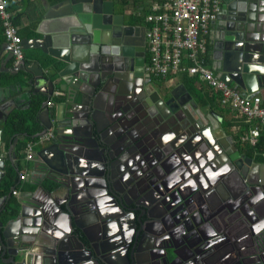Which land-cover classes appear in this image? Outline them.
<instances>
[{"label": "water", "instance_id": "water-1", "mask_svg": "<svg viewBox=\"0 0 264 264\" xmlns=\"http://www.w3.org/2000/svg\"><path fill=\"white\" fill-rule=\"evenodd\" d=\"M45 9L41 23L48 21L50 27L47 31L39 29L43 37L36 46L56 58L46 60L47 70L40 60L31 62L25 57L15 65L8 43L0 52V55L7 52L2 66L9 73L7 84L1 87V100L24 101L27 109L34 99L40 100L36 119L27 118L24 124L38 122L41 127L32 136L27 131L11 133L17 126L14 123L8 129L9 118L20 112L18 107H12L0 118L3 123L0 182L5 175V157L14 162L16 171L20 169L19 141L32 137L36 146L33 158L26 163V182L31 189L22 190L14 199L12 192L16 186H13L1 198L4 204L0 207V264H115L113 256L117 248L111 241L124 227L125 217L107 214L97 192L93 193L98 185L95 181L103 175L98 170L103 153L107 149L105 153L112 157L111 150L119 145L127 157L137 149L141 160L151 161L153 167L166 171L170 159L168 146L173 141L163 126L173 116L178 118L179 107L196 108L199 98L184 85L168 82L162 91L156 88V97L149 102V108L154 111L145 116L135 115L132 102L137 97L135 89L125 91L123 83L118 82L110 91L107 87L110 74L105 73L104 64L105 46L111 39H120L122 53L133 56L125 51L130 45L126 38L132 36L135 27L128 22L125 7L119 12L112 0H63L52 6L47 4ZM211 22L219 29L210 64L217 77L247 93L254 91L252 85L264 87V0H224L221 11ZM202 112L204 109H197L216 143L225 147L223 129L210 119L218 113L212 110L204 116ZM170 130L173 138L178 137L173 127ZM229 138L234 143V138ZM191 140H181L179 147H186ZM245 161L248 171L241 172L250 186V209L260 215L264 204V161L257 162L253 157ZM242 162L235 163L238 169L242 168ZM253 172L257 176L255 181L250 180ZM45 179L50 181L47 186ZM165 184L161 178L164 191L174 190L171 200L174 195L181 199L191 195L182 194L184 184ZM254 186H258L262 192L259 196L263 197L258 198ZM205 200H209L207 195L203 197ZM195 204L200 207L199 201ZM195 209L193 206L190 220L197 225ZM237 210L243 209L237 207ZM146 224L140 221L142 229ZM134 264H156V261L135 259ZM158 264H173V261L162 257Z\"/></svg>", "mask_w": 264, "mask_h": 264}, {"label": "flooded vegetation", "instance_id": "flooded-vegetation-1", "mask_svg": "<svg viewBox=\"0 0 264 264\" xmlns=\"http://www.w3.org/2000/svg\"><path fill=\"white\" fill-rule=\"evenodd\" d=\"M144 15L131 14L133 20L127 17L135 27L132 36L126 38L130 45L125 51L133 56L122 53V41L116 38L105 46L107 56L104 61L105 73L110 74L109 90L113 91L118 82L123 83L125 91L135 89L137 97L132 101L135 104L133 113L142 116L154 111L149 108V102L156 97V88L160 92L167 83L146 70L148 50ZM208 105L198 101L196 108L192 105L179 107L178 118L173 116L164 124L163 129L173 141L168 146L170 159L166 171L153 167L151 161L141 160L137 149L126 157L122 147L115 145L111 150L112 157L105 153L107 149L103 156L98 154V157L102 156L98 170H102L103 175L95 181L98 185L93 188V193L97 192L107 214L125 217L124 227L111 241L117 248L113 256L115 264H134L135 259L141 262L150 258L158 264L162 257L169 258L173 264H264V204L260 215L250 209V186L246 185L247 178L241 172L248 171L246 158L253 157L258 162V155L246 152L244 144L238 140V129L232 131L227 125L231 118L217 107L219 113L210 119L223 129L222 139L227 145L221 147L216 143L206 121L197 114V109H204L203 115H209L212 110ZM171 127L179 133L178 137L173 138ZM229 137L234 138V143ZM185 138L192 140L186 147H179ZM24 141H19L17 147L20 167L33 158H26L25 148H21ZM7 159L9 157L4 158L5 175L0 182V207L4 204L1 198L13 187L6 191L4 186L5 179L9 178ZM239 160H243L241 169L235 164ZM13 166L21 175L20 169L16 171ZM161 178L167 186L176 182L184 184L182 194L188 192L191 195L185 199L174 195L171 200L170 194L174 190L164 191ZM256 179L253 172L250 180ZM44 184L47 186L50 181L45 179ZM254 189L258 198L263 197L259 196L262 192L258 186ZM12 194L15 199L18 191L15 189ZM205 195L209 200L203 202ZM124 198L125 201H121ZM196 201L200 207L196 206ZM193 206L197 211L194 216L197 225L190 220ZM237 207L243 210L240 212ZM141 220L147 223L145 229L141 228Z\"/></svg>", "mask_w": 264, "mask_h": 264}, {"label": "built area", "instance_id": "built-area-1", "mask_svg": "<svg viewBox=\"0 0 264 264\" xmlns=\"http://www.w3.org/2000/svg\"><path fill=\"white\" fill-rule=\"evenodd\" d=\"M8 4L9 0H0V22L5 40L12 50L13 63L19 65L25 57L23 38L13 22ZM221 8V0H153L144 15L148 50L146 70L156 77L165 78L167 83L184 72L197 75L220 92L222 106L229 107L239 116L257 119L261 125L264 123L262 97L242 94L238 88L219 79L206 62L207 44L204 35ZM186 60L192 62L190 66L185 65ZM260 133L261 127L257 125L244 133L241 139L255 144ZM34 146L35 141L27 143V159L32 158ZM25 176L22 173L20 178L25 179Z\"/></svg>", "mask_w": 264, "mask_h": 264}, {"label": "crops", "instance_id": "crops-1", "mask_svg": "<svg viewBox=\"0 0 264 264\" xmlns=\"http://www.w3.org/2000/svg\"><path fill=\"white\" fill-rule=\"evenodd\" d=\"M63 0H9L8 4V9L12 13L13 17L17 18V27L20 35L23 38V46H31L27 49H24V55L25 59L29 60L31 62L40 60V64L47 70V64L46 60H56V58L50 56L47 53H44L42 49L39 46L40 42L38 41L39 38L43 37V34L40 32V30L47 31L49 29V23L47 22H42L43 16L46 13V5H55ZM115 2L116 8L119 9L118 11L120 12L121 7H125V11L127 13V17L129 19H132L131 14H145L149 11L150 5L153 0H112ZM122 2V3H121ZM224 4V0H221V5ZM63 9V8H61ZM222 9V8H221ZM217 17V16H216ZM133 20V19H132ZM1 28V27H0ZM40 29V30H39ZM1 32V29H0ZM205 38H206V44H207V53L206 55L208 56L209 63L211 64L215 46L217 39L219 38V29L215 27V25L210 22L208 26V31L205 33ZM6 40L0 41V52L2 50V46H6ZM7 55V52H2L0 55V118L2 117V114H5L9 112V110L12 107H18V111H24L27 110L25 102L20 101V102H14L11 98H7L6 101L1 100V95H2V86H5L7 84V80L9 78V73H7L4 70L5 65L2 66L3 59ZM170 83L176 84V85H184L186 90L189 91L191 94L192 92L189 90L188 85L184 77L182 78V75H179L176 79L174 80H169ZM232 87H236V85L232 84ZM238 88V87H236ZM250 88L254 89L253 92L247 93L241 88H238L239 91L247 96H252V95H260L263 99L264 103V87H258L256 85H252ZM256 88V89H255ZM193 96H195L193 94ZM54 100V99H53ZM210 105V104H209ZM211 110L217 112V108L210 105ZM219 113V112H217ZM227 118H235V120H239L242 116H239L238 113L232 112L231 113H226ZM11 116V115H10ZM251 121V127L254 126H260L261 127V133L263 134L262 126L260 125V122L256 119H252ZM3 125L2 120H0V127ZM232 131H236V126L233 125L231 127ZM28 143V142H27ZM23 145V144H22ZM27 145V144H26ZM26 145L22 146V149L26 148ZM18 147V145H17ZM36 148V146L34 147ZM17 148V152H18ZM264 156V154H263ZM7 168H12L14 170V162L10 161V159H7ZM15 172V170H14ZM16 173V172H15ZM20 173H25L27 175L28 173V168L26 165H21L20 167ZM16 178H17V183L15 189L18 191V194L22 190H29L31 189V185L26 182V180H22L20 178V175L16 173ZM16 199V198H15Z\"/></svg>", "mask_w": 264, "mask_h": 264}, {"label": "trees", "instance_id": "trees-1", "mask_svg": "<svg viewBox=\"0 0 264 264\" xmlns=\"http://www.w3.org/2000/svg\"><path fill=\"white\" fill-rule=\"evenodd\" d=\"M13 22L17 24L16 17H13ZM0 27H1L0 28L1 29L0 41H2V40H5V36H4V31L1 25V22H0ZM205 59H206V62L210 65L207 55L205 56ZM191 63L192 62L190 60L185 61L186 66H190ZM181 75H182V78L184 77L185 82L189 84L188 85L189 90L192 92V94H194L195 96L199 98V101H201L204 104H210L214 107H217L223 113H227V114L231 113L232 110L229 107H225L221 105V102H220L221 95L219 91L209 86L205 81L200 80L197 75H190L187 72H184ZM162 80L166 81L165 78H162ZM39 110H40V100L34 99L29 109L11 114L9 118L10 124H8V129H12V125H14V123L16 124L17 127L15 130H11L10 132L13 133L15 131H19V132L27 131L29 132V135L32 136L33 134L40 131L41 127L39 126L38 122H35L33 125L24 124L27 118L36 119V116ZM16 120L18 122H16ZM250 120L252 119H248L246 116H242L241 118H239V120L237 119L235 120V118H231V120L227 122V125L229 126V128L233 127V125L236 126V128L238 129L237 131L238 140L240 143L244 144L246 152H248L251 155L257 154L258 160L264 161V156H263L264 154V123L261 124V126L263 127L262 128L263 134H260L258 141L255 144H250L249 142H243L241 139L242 135L251 128ZM34 140L35 138H32V137L27 138L23 143H21V148L23 145L25 146L27 142H31V141L33 142ZM7 175L9 176V178L5 179L4 181V186H5L6 191H8L9 188H11L12 186H16V183H17L16 173L11 167L7 169Z\"/></svg>", "mask_w": 264, "mask_h": 264}]
</instances>
